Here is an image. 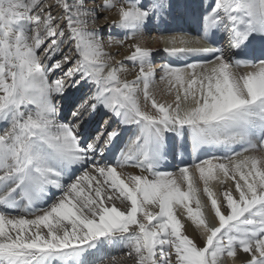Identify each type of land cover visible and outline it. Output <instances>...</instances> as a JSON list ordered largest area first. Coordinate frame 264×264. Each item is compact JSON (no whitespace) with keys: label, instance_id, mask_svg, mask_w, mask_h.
Here are the masks:
<instances>
[{"label":"bare ground","instance_id":"obj_1","mask_svg":"<svg viewBox=\"0 0 264 264\" xmlns=\"http://www.w3.org/2000/svg\"><path fill=\"white\" fill-rule=\"evenodd\" d=\"M160 1L0 0V199L29 165L61 191L41 212L0 213V250L16 264H264V139L254 133L264 62L236 67L223 47L217 60L191 61L184 50L201 54L206 44L184 42L182 29L160 34L148 14ZM215 1L221 29L244 12L263 23L264 0L257 11L251 0ZM177 50L184 57L169 61L165 52ZM213 72L217 93L198 80ZM26 123L35 135L20 130ZM175 126L192 143L199 129L204 145L215 144L189 161L198 198L177 165L164 171L158 161ZM243 127L251 145L239 150ZM161 218L184 243L170 240Z\"/></svg>","mask_w":264,"mask_h":264},{"label":"rangeland","instance_id":"obj_2","mask_svg":"<svg viewBox=\"0 0 264 264\" xmlns=\"http://www.w3.org/2000/svg\"><path fill=\"white\" fill-rule=\"evenodd\" d=\"M252 1V10H256L257 11V8H258V1L257 0H251ZM257 1V2H256ZM253 6H255V8L253 7ZM103 7H105V5H103ZM254 8V9H253ZM40 52H41V50L38 52V54H40ZM215 75V76H214ZM201 76V77H200ZM199 77H198V80L203 84V89L204 90H206L205 88L207 87V88H209V90H211L213 93H217V91H218V89H219V83H218V77H217V73H215L214 74V72L213 73H205V74H202V75H200ZM214 78H215V80L216 81H214ZM215 82H217L216 84H215ZM218 85V86H217ZM206 86V87H205ZM215 87V88H214ZM202 89V90H203ZM204 92V91H203ZM68 96V95H67ZM61 100V97L60 96H58V97H56L55 99H54V108H55V110H56V107H57V104H59L58 102ZM71 100H72V98H71ZM62 101V100H61ZM64 103V102H63ZM74 105L75 104H70V102L69 103H67V105H66V107L64 108V115H65V118L67 119L69 116H70V114H71V112H72V110H73V107H74ZM104 115H105V113H101V114H98V116H97V125H101L102 124V122L104 121ZM86 127H89V125H87ZM47 148H48V146H46ZM101 152H99V154H100ZM109 184L111 185V186H113V188L115 189V191H117L118 192V185L120 184L121 186H122V184L121 183H119V181L118 180H116V179H111L110 180V182H109ZM123 187V186H122ZM141 187H142V184H140L139 185V187L138 188H136L137 189V191L139 192V194H141ZM140 198L142 197V196H139ZM82 198H83V196L82 195H80L79 197H77L76 198V200H77V202H81L82 201ZM115 200H116V202L118 203V205H126V203L123 201V200H118L117 198H115ZM205 215H206V213H205ZM207 218H208V214H207ZM161 221H160V226H162V227H164L165 228V230L167 231V233L169 232V234L171 235L170 237H171V239L170 240H172V241H174V242H180V243H184V241H183V239H182V237L180 236V231H179V228H178V226L176 225V223H174V222H172V221H168V219H165V218H161L160 219ZM176 232V233H175ZM181 237V238H180ZM182 239V240H181ZM183 241V242H182ZM178 246V245H177ZM182 246V245H181ZM135 257V256H134ZM135 261H137V258L135 257ZM144 264V263H146V262H144L143 260H140V262H139V264Z\"/></svg>","mask_w":264,"mask_h":264}]
</instances>
